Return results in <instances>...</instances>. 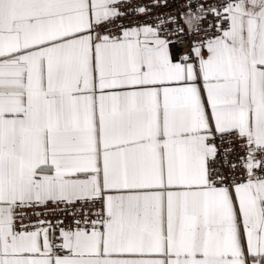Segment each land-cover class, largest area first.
Here are the masks:
<instances>
[{"label": "snow or ice", "instance_id": "6c2138e0", "mask_svg": "<svg viewBox=\"0 0 264 264\" xmlns=\"http://www.w3.org/2000/svg\"><path fill=\"white\" fill-rule=\"evenodd\" d=\"M0 264H264V0H0Z\"/></svg>", "mask_w": 264, "mask_h": 264}]
</instances>
